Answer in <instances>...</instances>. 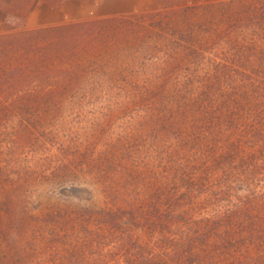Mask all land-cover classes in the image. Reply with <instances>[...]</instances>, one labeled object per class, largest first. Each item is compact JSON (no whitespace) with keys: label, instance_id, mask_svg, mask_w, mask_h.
<instances>
[{"label":"trees","instance_id":"trees-1","mask_svg":"<svg viewBox=\"0 0 264 264\" xmlns=\"http://www.w3.org/2000/svg\"><path fill=\"white\" fill-rule=\"evenodd\" d=\"M17 30L0 35V118L4 101L32 88L47 97L26 107L91 103L97 92L84 85L100 78L108 95L147 106L101 152L96 138L82 148L47 139L55 179L95 185L91 207L35 208L0 167V264H264V0ZM96 55L141 67L93 76L78 62Z\"/></svg>","mask_w":264,"mask_h":264},{"label":"rangeland","instance_id":"rangeland-1","mask_svg":"<svg viewBox=\"0 0 264 264\" xmlns=\"http://www.w3.org/2000/svg\"><path fill=\"white\" fill-rule=\"evenodd\" d=\"M221 1L226 0H0V35L14 33L22 28L34 30L69 22L147 14L164 6L174 10ZM129 58L124 56L116 61L109 59L107 55H103V58L96 55L94 59L82 58L78 65L93 63V76L138 74L141 61ZM29 61L30 59L11 60L7 68L18 64L26 66ZM110 86V83L101 78L95 82L89 80L84 88L97 92L96 100L91 103L80 104L69 99L50 103L41 101L36 106H24L25 101L28 102L26 104L38 101L26 98L47 97V93H40L37 88L30 89L26 95L21 94L17 102H3L1 111L7 117L4 118L1 114L0 118V167L6 172L9 186L22 187L26 201L35 208L44 211L50 206L91 207L99 201L93 190L95 185L88 179L81 177L65 180L63 183L55 179L57 164L47 165L46 161L53 158L58 150L50 147L46 141L50 136H56L68 145L78 144L82 148L88 139L96 138L95 151L101 152L115 138L124 136L128 124L143 117L142 106L147 105L133 104L128 99L118 97L117 90L108 95ZM16 104L17 108H13ZM19 139L29 140V144L18 150L11 147ZM9 153L20 158V167L13 168L14 164L8 162ZM71 187L77 189L75 194H82L81 200L59 196L63 189ZM81 189L90 190L91 195L86 197L84 193H80Z\"/></svg>","mask_w":264,"mask_h":264}]
</instances>
